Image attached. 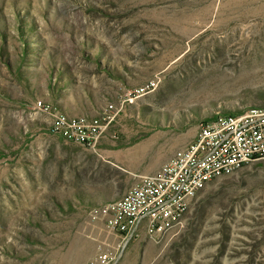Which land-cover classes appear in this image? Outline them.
Here are the masks:
<instances>
[{"label": "rangeland", "instance_id": "rangeland-1", "mask_svg": "<svg viewBox=\"0 0 264 264\" xmlns=\"http://www.w3.org/2000/svg\"><path fill=\"white\" fill-rule=\"evenodd\" d=\"M107 103L118 112L93 148L53 128L57 111L101 117ZM255 105L264 0H0V264L111 250L93 207L205 120ZM116 264H264V159L212 179L180 228L158 241L141 230Z\"/></svg>", "mask_w": 264, "mask_h": 264}, {"label": "built area", "instance_id": "built-area-1", "mask_svg": "<svg viewBox=\"0 0 264 264\" xmlns=\"http://www.w3.org/2000/svg\"><path fill=\"white\" fill-rule=\"evenodd\" d=\"M155 86L130 90L128 96ZM118 108L107 103L101 118L87 115L55 116L53 128L85 147L96 146ZM264 159V105L245 108L240 114L220 115L202 122L194 138L178 148L156 171L141 174L122 200L93 207L108 231L118 240L111 250L97 253L87 264H116L141 230L158 241L183 225L190 203L211 181L212 173L237 169ZM165 221H177L176 229H165Z\"/></svg>", "mask_w": 264, "mask_h": 264}, {"label": "bare ground", "instance_id": "bare-ground-1", "mask_svg": "<svg viewBox=\"0 0 264 264\" xmlns=\"http://www.w3.org/2000/svg\"><path fill=\"white\" fill-rule=\"evenodd\" d=\"M142 92H144V91H142ZM39 103L41 104V101ZM250 107H253V106H250ZM236 114H240V112L239 113L238 112L237 113H220L216 117H218L220 115H236ZM56 116H65V114L62 113L61 111H57ZM92 118H101V117H99V116H94L93 117L92 116ZM228 175H229V170H220V173H212L211 174V180L214 179V178H216V177L228 176ZM123 196L120 197L119 199L106 202L105 204H102L101 206L110 205L111 203H114L117 200H122L123 199ZM175 226H177V221H165V229H174Z\"/></svg>", "mask_w": 264, "mask_h": 264}, {"label": "crops", "instance_id": "crops-1", "mask_svg": "<svg viewBox=\"0 0 264 264\" xmlns=\"http://www.w3.org/2000/svg\"><path fill=\"white\" fill-rule=\"evenodd\" d=\"M170 156H171V155H170ZM170 156H169V157H170ZM169 157H168V158H169ZM168 158H167V159H168ZM167 159H166V160H167ZM166 160H164V161H166ZM164 161H163V162H164ZM163 162H162V163H163ZM162 163H161V164H162Z\"/></svg>", "mask_w": 264, "mask_h": 264}]
</instances>
